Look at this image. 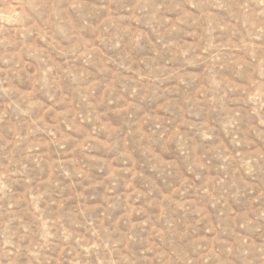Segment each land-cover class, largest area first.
<instances>
[{"label":"rangeland","instance_id":"obj_1","mask_svg":"<svg viewBox=\"0 0 264 264\" xmlns=\"http://www.w3.org/2000/svg\"><path fill=\"white\" fill-rule=\"evenodd\" d=\"M0 264H264V0H0Z\"/></svg>","mask_w":264,"mask_h":264}]
</instances>
